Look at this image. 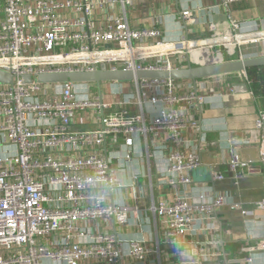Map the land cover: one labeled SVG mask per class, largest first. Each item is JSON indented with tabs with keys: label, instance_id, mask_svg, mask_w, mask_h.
Instances as JSON below:
<instances>
[{
	"label": "built area",
	"instance_id": "obj_1",
	"mask_svg": "<svg viewBox=\"0 0 264 264\" xmlns=\"http://www.w3.org/2000/svg\"><path fill=\"white\" fill-rule=\"evenodd\" d=\"M240 1L220 0L230 24L226 32H218L210 22L211 35L203 40L168 41L157 27L130 26L127 7L133 0H3L0 69L16 78L13 85H0V134L3 143L17 150L0 154V264H121L124 257L146 262L159 255L158 243L156 248L143 239H125L100 230L110 220L126 223L138 208L110 202L113 189L128 185L113 173L102 148L108 136H121L125 158L131 160L134 139L140 135L150 158L151 150L157 154L158 144L163 146L167 138L172 147L165 154L167 182L189 190L191 172L202 165L200 152L192 150L191 140L183 136L186 129H200L189 115L191 107H201L207 99L199 93L198 80H141L135 82L136 95L107 102L91 95L90 83L43 84L35 76L100 69H172L186 62L226 61L232 47L264 42V27L249 29L232 16L231 6ZM109 3L120 4L121 13L106 26L93 29L90 16ZM193 16L191 10L181 13L185 27ZM25 74L33 75V81L23 82ZM190 81L192 90L182 92ZM147 104L158 107L157 114H149ZM79 114L98 126L71 130ZM255 127L263 137L264 111ZM229 154L228 171L237 179L258 172L264 192V138L258 166L243 159L236 148ZM211 174L215 180L225 177L216 171ZM186 193L177 192L172 202H154L149 207L167 244H180L200 220L215 229L210 221L229 202L224 194L212 202H196ZM255 207L263 214L264 226V195ZM240 209L244 215L255 212ZM251 250L264 251V236Z\"/></svg>",
	"mask_w": 264,
	"mask_h": 264
},
{
	"label": "crops",
	"instance_id": "obj_2",
	"mask_svg": "<svg viewBox=\"0 0 264 264\" xmlns=\"http://www.w3.org/2000/svg\"><path fill=\"white\" fill-rule=\"evenodd\" d=\"M3 6L2 3L0 21L4 15ZM185 10H191L194 15L187 27L181 19V13ZM121 11L120 4L114 6L109 3L104 10H96L90 16L91 26L93 29L106 26L109 19ZM231 12L236 20L247 24L249 29L264 27V0L236 2L231 6ZM127 15L132 28L157 27L161 37L168 41L183 38L203 40L211 35L210 22L217 25L220 33L230 27L220 0H133V4L127 7ZM229 53L228 60L264 56V42L232 47ZM196 85L199 93L207 96V99L201 107L189 109V115L198 121L200 129L189 128L183 132L184 138L191 140L190 148L198 150L202 159V165L191 172L193 183L189 190L167 182L168 162L165 154L172 149L167 138L163 146L158 144L159 150L155 148L159 151L157 154L154 149L151 150L150 158L147 157L145 142L140 135L134 139L131 160L125 158L124 139L121 136H108L102 148L109 158L113 173L128 185L113 189L110 202L117 206L138 208L130 213L126 223L118 224L110 220L100 230L125 239H143L156 248L159 244V255L154 254L148 261L136 262L124 257L121 264H264V251L251 250L264 236L263 214L255 207L264 195L261 175L257 172L237 179L228 171L226 164L230 149L236 148L243 159L258 166L264 136L256 129L255 122L259 113L264 111V92H254L247 73L241 72L213 76L203 79L201 83L198 80ZM88 87L92 96H101L96 84L90 83ZM184 87L182 92L192 90L193 82L190 81ZM136 92L135 82L102 83L103 99L107 102L132 97ZM146 109L151 115L158 111V107L149 104ZM83 118L79 114L71 130L84 131L98 126L89 118L87 121L90 122ZM2 140L0 134V154L16 152L15 145L5 144ZM212 171L223 174L224 179L215 180ZM235 179L238 185L232 182ZM244 180L248 181L243 183ZM240 181L243 183L241 186ZM222 187L228 190H221ZM177 192L189 194L196 202H212L218 195L224 194L229 202L218 208L210 221L215 229L210 230V226L200 220L194 225V232L183 237L180 244L174 245L165 243L160 223L155 221L149 207L154 202H172ZM240 207L255 212L253 215H244ZM250 257L254 258L253 262L247 261Z\"/></svg>",
	"mask_w": 264,
	"mask_h": 264
},
{
	"label": "water",
	"instance_id": "obj_3",
	"mask_svg": "<svg viewBox=\"0 0 264 264\" xmlns=\"http://www.w3.org/2000/svg\"><path fill=\"white\" fill-rule=\"evenodd\" d=\"M223 58V56H220ZM254 66H264V56L253 58H240L237 60H226L216 63L193 65L188 62L186 66L172 69H100L92 71H66V72H50L37 74L36 81L43 84H60L66 82L73 83H94L102 95V83L104 82H139L148 79H173V80H191L197 81L213 76L226 75L235 72L247 73V69ZM16 75L0 69V85H13ZM23 82L30 83L33 81V75L25 74L21 76ZM259 158V157H258ZM261 181H263L260 176ZM248 180H244L247 182ZM236 185L238 181L232 180ZM240 181L239 185H243ZM238 185V184H237ZM236 186L235 188H237ZM221 190H228L222 187ZM231 189V187L229 188Z\"/></svg>",
	"mask_w": 264,
	"mask_h": 264
},
{
	"label": "trees",
	"instance_id": "obj_4",
	"mask_svg": "<svg viewBox=\"0 0 264 264\" xmlns=\"http://www.w3.org/2000/svg\"><path fill=\"white\" fill-rule=\"evenodd\" d=\"M250 87L254 92H264V66H254L247 69ZM260 90V92H259Z\"/></svg>",
	"mask_w": 264,
	"mask_h": 264
},
{
	"label": "rangeland",
	"instance_id": "obj_5",
	"mask_svg": "<svg viewBox=\"0 0 264 264\" xmlns=\"http://www.w3.org/2000/svg\"><path fill=\"white\" fill-rule=\"evenodd\" d=\"M3 3V0H0V5Z\"/></svg>",
	"mask_w": 264,
	"mask_h": 264
}]
</instances>
